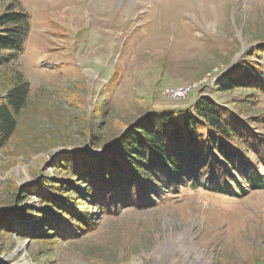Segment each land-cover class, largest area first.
<instances>
[{
  "label": "rangeland",
  "instance_id": "rangeland-1",
  "mask_svg": "<svg viewBox=\"0 0 264 264\" xmlns=\"http://www.w3.org/2000/svg\"><path fill=\"white\" fill-rule=\"evenodd\" d=\"M8 10L27 13L31 30L18 62L0 65V104L16 75L29 94L0 147V218L12 223L0 220V264H264V189H184L77 239L35 232L70 163L102 156L145 117L202 95L247 124L264 117L263 92L217 86L250 61L264 72V0H0V16Z\"/></svg>",
  "mask_w": 264,
  "mask_h": 264
},
{
  "label": "trees",
  "instance_id": "trees-1",
  "mask_svg": "<svg viewBox=\"0 0 264 264\" xmlns=\"http://www.w3.org/2000/svg\"><path fill=\"white\" fill-rule=\"evenodd\" d=\"M30 30L25 12L8 10L0 16V65L18 62ZM261 53L264 47L258 49ZM244 65L242 74L222 76L218 91L264 93L262 65ZM28 94L29 83L16 75L0 104V147L15 133V116L25 108ZM236 113L202 95L190 108L158 111L136 122L102 156L90 155L88 162L82 156V166L70 163L67 179L53 183V191L42 200L44 210L37 211L42 226L36 235L46 230L62 241L77 239L92 232L104 216L125 208H154L184 189L234 197L263 190L264 135L251 127L264 124V117L253 118L250 125ZM0 220L5 230L12 229L8 216Z\"/></svg>",
  "mask_w": 264,
  "mask_h": 264
},
{
  "label": "bare ground",
  "instance_id": "bare-ground-1",
  "mask_svg": "<svg viewBox=\"0 0 264 264\" xmlns=\"http://www.w3.org/2000/svg\"><path fill=\"white\" fill-rule=\"evenodd\" d=\"M188 88V87H187ZM193 90V89H192ZM176 91H178V90H176ZM180 91H182V90H180ZM175 93V92H174ZM173 93V94H174ZM176 95V94H175ZM179 97V96H178ZM180 98V97H179ZM22 248H24V244L23 243H20L19 244V246H18V250H20V249H22Z\"/></svg>",
  "mask_w": 264,
  "mask_h": 264
}]
</instances>
